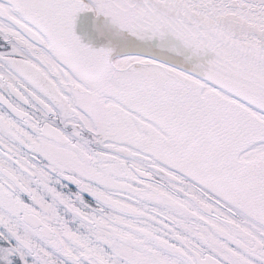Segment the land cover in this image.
Instances as JSON below:
<instances>
[{
    "label": "snow or ice",
    "instance_id": "6c2138e0",
    "mask_svg": "<svg viewBox=\"0 0 264 264\" xmlns=\"http://www.w3.org/2000/svg\"><path fill=\"white\" fill-rule=\"evenodd\" d=\"M0 264H264V0H0Z\"/></svg>",
    "mask_w": 264,
    "mask_h": 264
}]
</instances>
